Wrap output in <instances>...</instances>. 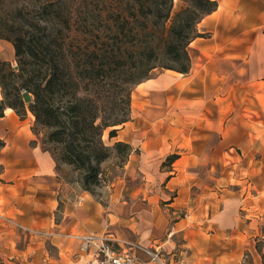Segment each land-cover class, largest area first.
I'll return each instance as SVG.
<instances>
[{
  "label": "crops",
  "instance_id": "1",
  "mask_svg": "<svg viewBox=\"0 0 264 264\" xmlns=\"http://www.w3.org/2000/svg\"><path fill=\"white\" fill-rule=\"evenodd\" d=\"M216 1L219 9L199 25L212 38H198L189 48L191 74L167 70L135 87L131 120L112 139L130 144L133 152L105 200L61 176L32 130L31 113L21 119L10 108L4 111L0 250L10 264H23L25 236L35 245L39 236L47 237L60 251L59 264H87L73 237L87 234L143 247L161 244L174 254L168 257L172 264H264V250L256 247L264 219V34L253 40L244 32L219 47V26L241 0ZM201 121L207 125L200 128ZM216 121H224L222 128ZM217 131L223 149L210 143ZM185 137L207 138V160L193 142L182 152ZM236 148L243 157L234 167L245 175L217 179L215 154ZM176 149L180 158L161 169ZM232 167L230 162L226 172ZM60 202L62 221L56 225ZM136 255L148 260L142 251Z\"/></svg>",
  "mask_w": 264,
  "mask_h": 264
},
{
  "label": "trees",
  "instance_id": "2",
  "mask_svg": "<svg viewBox=\"0 0 264 264\" xmlns=\"http://www.w3.org/2000/svg\"><path fill=\"white\" fill-rule=\"evenodd\" d=\"M6 1L0 8L12 18L0 21V40L13 45L17 68L0 60V117L7 108L31 113L58 172L70 167L92 195L103 164L115 157L124 168L133 152L104 136L131 120L134 88L158 69L189 74L199 25L219 9L216 0H185L178 12L175 0H19L8 9Z\"/></svg>",
  "mask_w": 264,
  "mask_h": 264
},
{
  "label": "rangeland",
  "instance_id": "3",
  "mask_svg": "<svg viewBox=\"0 0 264 264\" xmlns=\"http://www.w3.org/2000/svg\"><path fill=\"white\" fill-rule=\"evenodd\" d=\"M18 4L20 2L19 0H7L6 3L8 6L6 8H14L16 6L15 4ZM186 6L185 0H175V12H178L181 8ZM11 10V9H9ZM8 10L0 8V21L2 20H8L12 18V15L7 12ZM247 32L249 39H256L257 35L264 34V0H241V4L237 9H234L232 14L229 15V19H226L225 22H223L219 26V30L217 32L216 40L221 47L225 42H227L231 37L236 36L239 38V35L241 33ZM204 34V33H201ZM256 35V36H255ZM204 39H211V34H204ZM229 42V41H228ZM13 45L5 40H0V60H6L13 64L14 67L17 66L16 60H15V51L14 48H12ZM201 65V64H200ZM192 70V67H191ZM167 70L158 69L153 73L152 78L157 77L161 73H165ZM191 71L189 74L190 75ZM185 75V74H183ZM135 89V88H134ZM254 89V88H252ZM134 91V90H133ZM255 109L254 105L249 106V109ZM250 118V116L248 117ZM239 122H237L238 124ZM164 124L161 122V125ZM203 124L205 126L207 125V121H201L200 122V128H202ZM260 124H263L260 122ZM224 125V121H216V128H222ZM123 128H125V125H122L118 127L117 129L120 131ZM109 130L105 133L104 141L109 145L113 146L116 141L109 139ZM223 136L222 133L217 131V136L211 138L210 143L214 144L217 149L221 148L223 149ZM172 140V138H171ZM185 143L187 144V149H183V151L190 150L192 142L194 143V146L196 148V153L198 155H201V158H204V160H207V150H206V143L207 138L206 137H185L184 138ZM182 153L180 149H176L173 151L172 154ZM168 155V156H170ZM211 155V154H210ZM165 158L164 162H167V158ZM241 157H243V151L240 148H236L231 152V154H224L223 152L217 151L215 154V160L217 162L216 167V178L217 179H223L225 176L231 175L234 178H237L239 176L245 175V173L241 174L239 169H236L234 167L235 165L241 163ZM226 160V164H224V161ZM164 162L162 163L161 169L169 170L170 164L167 163L166 166H163ZM230 162L233 164L232 172L231 174L227 173L225 169H227L230 165ZM117 158L113 157L109 161L103 164L102 168L104 171L103 176V182L102 184L94 189L93 196L98 200H105L107 195L111 192L113 189V184L117 183L119 179L123 175V167H119ZM61 176L71 184H77L78 180L80 179V174L73 172L72 169H68L66 167H62L60 171ZM200 177H206L207 172L206 169H200L199 172ZM79 184V183H78ZM222 184V181H221ZM80 185V184H79ZM238 187V186H236ZM219 188L222 190L223 185H219ZM62 209H63V203L60 202L59 207L55 213V224L60 225L62 221ZM181 215V213L179 214ZM262 236L264 235V219H263V225H262ZM171 232L167 235L170 237ZM262 236H259L256 239V247L259 252H263L264 250V239ZM258 240V241H257ZM39 245H35L32 243V240L30 237L24 238V247H23V264H32V258L36 259V264H59V260L61 258L60 251L57 246H54L53 243L47 239V237L39 236ZM34 247V248H32ZM10 252V250H8ZM166 255L167 257H170V255L167 251ZM10 262L6 260L5 256L1 254L0 250V264H10ZM246 262H249V258L246 259Z\"/></svg>",
  "mask_w": 264,
  "mask_h": 264
},
{
  "label": "built area",
  "instance_id": "4",
  "mask_svg": "<svg viewBox=\"0 0 264 264\" xmlns=\"http://www.w3.org/2000/svg\"><path fill=\"white\" fill-rule=\"evenodd\" d=\"M73 237L80 242L81 253L88 257L87 264H172L161 244L143 247L93 234ZM136 251H142L148 260L143 261Z\"/></svg>",
  "mask_w": 264,
  "mask_h": 264
},
{
  "label": "water",
  "instance_id": "5",
  "mask_svg": "<svg viewBox=\"0 0 264 264\" xmlns=\"http://www.w3.org/2000/svg\"><path fill=\"white\" fill-rule=\"evenodd\" d=\"M16 68H17V66H16Z\"/></svg>",
  "mask_w": 264,
  "mask_h": 264
},
{
  "label": "bare ground",
  "instance_id": "6",
  "mask_svg": "<svg viewBox=\"0 0 264 264\" xmlns=\"http://www.w3.org/2000/svg\"><path fill=\"white\" fill-rule=\"evenodd\" d=\"M13 48V47H12Z\"/></svg>",
  "mask_w": 264,
  "mask_h": 264
}]
</instances>
